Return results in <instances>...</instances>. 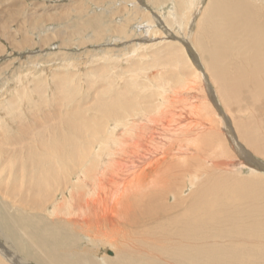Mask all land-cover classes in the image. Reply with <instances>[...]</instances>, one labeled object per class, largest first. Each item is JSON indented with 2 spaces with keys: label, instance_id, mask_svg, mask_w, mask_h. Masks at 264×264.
Here are the masks:
<instances>
[{
  "label": "bare ground",
  "instance_id": "1",
  "mask_svg": "<svg viewBox=\"0 0 264 264\" xmlns=\"http://www.w3.org/2000/svg\"><path fill=\"white\" fill-rule=\"evenodd\" d=\"M203 1L184 0L190 10L184 29L193 18L187 42L202 72L189 69L177 45L165 56L158 49L154 63L161 72L177 71L174 81L159 73L151 78L159 100L137 91L134 76L118 89L113 86L117 90L109 87L115 91L110 98L103 92L94 97L90 112L79 107L64 115L49 112L60 124L46 129L51 139L38 136V143L46 141L42 147H26L25 159L14 151L4 157L0 150L1 174L13 172L18 161L16 173L34 183L19 192L22 181L16 176L17 186L0 187L3 197L20 199L15 212L0 209V264H264V0ZM152 2L158 7L163 0ZM176 11L173 6L172 16ZM128 18L121 26H94L96 36H105L97 34L100 27L128 39L134 17ZM167 22L176 31L183 28V22ZM149 23L145 30L161 35L151 32ZM62 38L67 42L66 34ZM114 52L106 54L117 69ZM95 71L88 73L91 80L103 68ZM62 79L52 93L54 103L61 96L68 102L76 98ZM118 81L114 78V85ZM199 83L209 89L203 96L209 105H187L191 94H199ZM45 91H38L39 104L50 98H44ZM107 250L114 255H103Z\"/></svg>",
  "mask_w": 264,
  "mask_h": 264
},
{
  "label": "rangeland",
  "instance_id": "2",
  "mask_svg": "<svg viewBox=\"0 0 264 264\" xmlns=\"http://www.w3.org/2000/svg\"><path fill=\"white\" fill-rule=\"evenodd\" d=\"M133 1L132 0H0V148H1L0 150H2L4 157H8L9 151L10 153H13L14 151V153L17 152L15 154H17V157H19L20 159L21 155H24L25 151H27V149H25L26 147H31L32 148L31 150L35 151L33 146L37 147V145H39L40 143L42 147L43 144L46 142L42 140L47 139V136L48 139H51L52 135L50 136L49 135L50 131L47 132L46 129L48 128L51 129L53 127H56L57 125L60 124L61 120L59 119V117H57L58 118L57 119L56 116L55 117H53V115L49 116V112L51 114L60 113L64 115L66 111L68 110L70 111L71 109L77 107L83 109L85 108L87 112L89 109L90 112L91 109H93V104L97 102V98L94 99V97H97L98 95H100V93L102 94L103 92L104 98L106 97L110 98L111 95L113 96V94L115 93V91L113 92V90H117L119 87L123 86L125 80L130 79L131 77L134 78L135 76L134 79H136L137 84H139L137 91L139 90L141 91L143 89L144 94H146L145 91H147L146 95H150L154 99L159 100V96L157 97V95L159 94L158 92L159 88L156 82L152 81L153 79L151 78H154V75H157V73H159L161 75L165 74V76H168L171 81L172 80L174 81L175 79L173 78H175L174 76H176L175 74H177V71H174V69L170 71L168 69L167 71L166 69H163V71L161 72V70L159 69L160 66L159 65L157 66L156 65L157 63L156 64L154 63V56L159 57L158 54L159 52L161 56L167 55L168 48L170 46L177 45L175 47V50H177V48L180 47L179 52L180 51L182 52L183 59L186 60V61L184 60V62H187V65H189V69H191L192 71L196 70L200 73L201 62L197 60V56H196L197 54H195L196 51L193 48H189V44L187 42V40H190L189 26H191V24L193 23L192 14L188 21V29L187 30L184 29V27H186L184 25H186L187 23L186 13L190 12V10L189 11L185 10L186 7L184 6V0H163V3L159 4L158 7H155L156 5L153 6L154 3L152 2V0L151 1L133 0ZM203 2L204 5H208V0H205ZM173 6L177 7V10H179L178 12L176 11L175 14L177 15L176 18L173 17L175 15L172 16V13H170ZM178 7L180 9L181 8L184 9L180 10ZM136 8H138L139 11L142 13L141 15L139 14L140 13L139 11L137 15ZM194 11L195 10L193 9L191 12ZM65 14H67V17L65 16ZM83 14L85 16H83ZM113 14H115L114 15L115 17L114 16L112 17ZM130 16L134 17L135 21L130 19L132 21L131 22L129 20L131 25L126 30L127 33L129 31L128 34L130 35L128 39L125 38L122 40V38H124L125 36L122 37L116 34H111L100 27H97L98 28L97 34H99V32H102V34L105 36L104 38L101 39L98 37V35L96 36L95 33L96 28L94 26L96 25L99 26V24H103L104 26L101 27L104 28L107 27V25L121 26L122 23H124L126 20L128 21L129 19L128 17ZM148 16L151 17L150 18L151 20L154 19L153 24H151V22L149 23ZM182 17L184 19H182ZM168 20L170 21L174 20L178 23L183 22V28L181 29V31L174 30L173 29L174 27H171L170 25L169 27L168 26L166 27V25L168 24L167 22ZM147 23L154 25L152 27L153 29L151 30V32L154 30L155 31L160 30L161 35H158V37H156L153 34L152 35L149 34V32L145 30V25ZM166 28H167V34L168 32L169 33L171 32L168 35L165 34ZM162 32H164L163 35ZM176 32L177 33L179 32L178 33L179 35H177ZM65 34L66 37H68V40H66L67 42L63 43L62 37L65 36ZM144 44L148 46L151 45H155V46H152V48L144 49V51L145 50L146 51L142 52V48L140 49V45H144ZM161 47H163V49H161ZM108 49H114L115 51L114 54L116 55L112 56L114 57L112 61L113 63H115V61L117 62L116 63L117 69L114 68L115 64L111 63L110 56L108 57V55L106 54V51ZM138 50L139 52L137 54ZM157 50L159 51L158 53ZM154 51H156L155 52L157 53L156 55L155 53H152ZM96 53L98 55H95ZM104 54H106L105 57ZM143 55L144 56L147 55L146 58ZM115 56L117 57L120 56L121 58L120 63L118 62L119 59L116 58ZM172 59H176V56L172 55ZM137 60L140 62L136 64L135 62H138ZM131 61L134 64L131 63ZM128 62L130 64H128ZM136 65L137 66L139 65L138 68ZM98 67L101 68L99 69ZM93 68L94 71L95 70L98 71L97 69H99L98 72H100V70L103 68V71H101L102 74L100 75L98 74V77H96L97 75H95V77H93L91 80L88 73H90V71ZM140 68L142 71H140ZM134 69L136 72L139 73L136 74L135 71L133 73L132 71ZM143 71L144 74H146V76L144 74L142 76ZM131 74L132 76H130ZM59 75L61 79L64 78L62 80H64L65 82L62 84L64 85L66 84L65 85L66 90L72 91L73 97L76 96L75 100L68 102L65 99L62 100V96H61V100H57L56 98H53L57 100L56 101L57 103L52 102L51 99L52 93L55 90V88L57 89L58 81L60 80ZM55 76H57L58 78L52 79ZM140 76H142L143 78ZM144 76L146 79L142 80L144 79ZM136 77H138L139 79ZM114 78L116 80H119L118 83H116L115 85H114ZM23 80L25 81V83ZM123 80L124 83L122 82ZM61 82L63 81H60V83ZM55 83H57V85ZM88 84L91 85L93 84V86H90ZM74 86L77 88H75ZM113 86L114 87L117 86V89L116 88L114 89ZM197 86H200L201 89L199 91V94L195 92L194 94L196 95L198 94L199 96L197 95L196 98H193L191 94V96H189L190 98L192 97L191 100L190 98H187L188 100L185 103L189 105L190 103L193 102L195 104H198V106L206 107L209 105V103L205 102L206 100L204 98L206 97L203 96L208 94L209 89H207V87L205 88V86H202L200 83ZM36 87H37V91H36ZM109 87H112L113 90L112 91L108 90ZM156 87L157 90H154V88L156 89ZM43 88L44 90H46L44 98L48 99L50 97L46 105L39 104L38 103L39 99L37 100V98H39L38 91H44L42 90ZM72 88L74 90H71ZM145 88L147 89L144 90ZM211 88H213V86H211ZM31 91L33 95H35L34 97L31 94ZM104 92H106L105 95ZM144 94L142 98L147 97ZM186 96L188 97V95ZM92 99L95 101V102L93 101L94 103L92 102ZM84 105L86 107H84ZM213 106L214 105H212V107ZM213 108L212 110H215L216 106H214ZM14 112H17L21 119H17L16 117H14L12 115L15 114ZM47 121L48 123H46ZM26 128L30 129L29 131L30 136L26 135L25 138H22L21 133H25ZM32 128L35 129L36 131L34 134H32V130H33ZM43 128L45 130H43ZM35 136L37 138H35ZM38 136L40 137L45 136V139L42 138L38 143L36 140L38 139ZM11 137L13 140H11ZM228 138L229 141L230 140L232 141V145H234L232 136H229ZM27 154L28 152H26V154L24 155L25 157L23 156L22 159L28 157ZM16 163L18 164L11 165V167H13L11 168L12 169L11 171L13 172L7 170L5 172V174L7 173L6 175L4 173L2 174L0 173V187L3 185L1 189L5 188V190H8L7 188H9L14 184L17 186L15 180L16 176L20 178V182L22 181V178L16 173V169L19 166V162L17 161ZM27 171H23L24 174L26 176L31 177L32 175L30 174V172L28 173ZM246 171L247 172H245L244 175L249 174L248 173L249 170L247 169ZM31 182L32 183H30V178H29V185H28L27 182H25V178H24L22 184L20 183L17 186V190L19 188V192L23 191L22 193H24L25 191L23 189L26 188L25 190L28 191L29 186L33 187L34 185L33 181ZM3 196H4L3 194H0V209L2 210V212L5 214H9L10 210L12 212H15L18 209V202L20 199L19 198L15 200L14 198L7 199V197L5 198ZM1 216L2 213L0 215V218ZM111 252L113 253L112 255H114V252L112 250L105 251L103 255H106L108 253L109 255L107 254L106 256H110Z\"/></svg>",
  "mask_w": 264,
  "mask_h": 264
}]
</instances>
